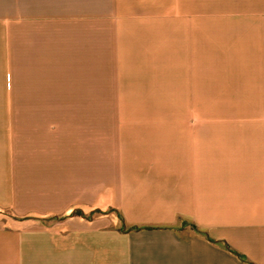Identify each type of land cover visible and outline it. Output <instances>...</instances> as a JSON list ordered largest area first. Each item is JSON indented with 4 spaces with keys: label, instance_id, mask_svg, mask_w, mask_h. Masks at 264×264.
I'll use <instances>...</instances> for the list:
<instances>
[{
    "label": "crops",
    "instance_id": "0c3cea01",
    "mask_svg": "<svg viewBox=\"0 0 264 264\" xmlns=\"http://www.w3.org/2000/svg\"><path fill=\"white\" fill-rule=\"evenodd\" d=\"M209 69L231 124L201 122ZM245 100L264 0H0V264H264Z\"/></svg>",
    "mask_w": 264,
    "mask_h": 264
},
{
    "label": "rangeland",
    "instance_id": "374dc122",
    "mask_svg": "<svg viewBox=\"0 0 264 264\" xmlns=\"http://www.w3.org/2000/svg\"><path fill=\"white\" fill-rule=\"evenodd\" d=\"M229 69H209V90L208 99L204 102V116H202L201 122H206L207 124H231L234 121L233 115L235 114V109L237 108L239 101L231 98V77L224 75V73ZM217 71L221 74H217ZM216 81L222 83H216ZM226 82L228 84H226ZM242 103H250L251 109L255 110L258 107L264 106V101H240L241 110L246 109L247 106H242ZM237 111V109H236ZM193 233V229L189 226H182L181 234L183 236H189Z\"/></svg>",
    "mask_w": 264,
    "mask_h": 264
},
{
    "label": "trees",
    "instance_id": "16d2710c",
    "mask_svg": "<svg viewBox=\"0 0 264 264\" xmlns=\"http://www.w3.org/2000/svg\"><path fill=\"white\" fill-rule=\"evenodd\" d=\"M192 228H193L194 230H196V228H195V227H193V226H192Z\"/></svg>",
    "mask_w": 264,
    "mask_h": 264
}]
</instances>
